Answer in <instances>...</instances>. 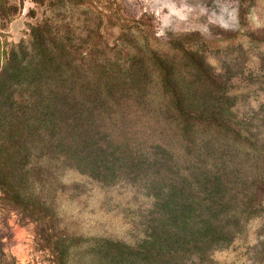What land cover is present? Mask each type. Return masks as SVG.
I'll use <instances>...</instances> for the list:
<instances>
[{
    "label": "trees",
    "instance_id": "obj_1",
    "mask_svg": "<svg viewBox=\"0 0 264 264\" xmlns=\"http://www.w3.org/2000/svg\"><path fill=\"white\" fill-rule=\"evenodd\" d=\"M33 2L51 15L0 52V264H16L12 217L50 264H264V100L238 118L211 59L239 36L133 20L110 43L88 0ZM17 11L0 0V33ZM96 192L118 230L86 232L68 208Z\"/></svg>",
    "mask_w": 264,
    "mask_h": 264
},
{
    "label": "rangeland",
    "instance_id": "obj_2",
    "mask_svg": "<svg viewBox=\"0 0 264 264\" xmlns=\"http://www.w3.org/2000/svg\"><path fill=\"white\" fill-rule=\"evenodd\" d=\"M10 3L15 4L18 11L0 33V52L8 43H16L26 36L29 22L52 13L51 8L36 5L33 0H10ZM85 7L101 13V31L110 43L119 35L121 24L133 20L140 21L150 36L162 39L194 33L208 38L239 36L241 47L235 45L223 55L222 52L216 54L219 57L211 55V59L242 94L238 118L251 117L259 100H264V0H88ZM86 10L75 8L74 15H82ZM99 196H103V192L90 194L88 198L95 197L93 200L84 197L82 206L86 207H68L75 210L86 232L96 228L114 231L119 224L117 220L108 221L106 213L99 209ZM10 223L12 236L5 241V250L15 257L16 264H50L48 252L38 243L34 226H21L16 217H12ZM245 251V248L238 250L241 254L238 259ZM232 258H237L232 251L217 254L219 261Z\"/></svg>",
    "mask_w": 264,
    "mask_h": 264
}]
</instances>
